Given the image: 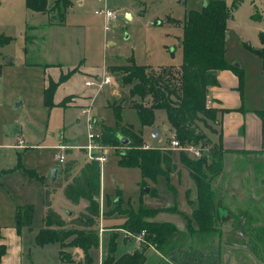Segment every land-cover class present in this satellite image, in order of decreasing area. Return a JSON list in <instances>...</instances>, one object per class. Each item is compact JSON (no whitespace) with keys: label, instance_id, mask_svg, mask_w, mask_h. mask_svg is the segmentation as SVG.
I'll return each instance as SVG.
<instances>
[{"label":"rangeland","instance_id":"374dc122","mask_svg":"<svg viewBox=\"0 0 264 264\" xmlns=\"http://www.w3.org/2000/svg\"><path fill=\"white\" fill-rule=\"evenodd\" d=\"M70 1L72 7L66 13L64 26L50 27L49 19L43 12L29 10L26 0H0V37L11 38L10 43L0 48V229L5 237V241L0 243L6 244L12 255L21 250L19 258L22 264H63L57 244L44 247L35 244V237L43 227L46 189L52 190L49 199L51 207L67 223L80 209L64 199L63 177L59 176L54 181L51 179L57 164L53 160L54 151L49 146L55 143L56 136L63 128L64 137L73 141L70 143L78 145L76 148L85 149L89 143L86 117L82 115V109L77 116V109L45 107L44 76L42 68L37 64L71 67L82 62L85 67L93 68L98 77L105 73L107 67L116 63L121 65H116L114 69L126 67L129 63L146 71L179 67L183 62V20L186 12L199 11L204 3L216 0ZM219 1L225 2L229 8L232 5V0ZM53 2L54 0H46V8ZM104 6L118 16L109 28H106L103 17L97 15ZM254 7L258 8L259 16H262L263 6L258 0L253 3L252 0H244L231 13L225 37V60L243 73L241 94L236 90L238 80L232 77L231 71H228L230 74L221 84V92L224 94L230 91L229 94L237 96L244 111H261L264 116V26L261 21L253 20ZM170 20L178 23L173 24ZM33 26L38 27L37 31L27 30ZM25 33L27 36H34L33 43L25 44ZM9 59L11 63L7 64ZM106 74L111 78L115 77L122 86L121 80L129 72L118 70ZM129 89V86L117 88L115 84H111L92 96L88 111L96 121L93 134L99 135L101 128L116 129L112 105L114 101L123 99L121 125L131 126L134 131H143V139L148 144L144 143L142 149L149 147L170 150L169 141L174 138V133L169 131L165 111H155L153 127L160 133V140H154L152 130L141 127L136 111L130 107ZM95 90L96 88L92 89L93 95ZM113 91H116L115 95ZM135 100L140 102L138 98ZM224 101L225 104L234 103L228 97ZM208 105L216 106L210 100ZM67 120H74V129L65 127ZM209 124L211 128L200 125L202 133L211 145L218 144L220 121L217 125ZM19 141H23L22 148L18 147ZM202 149L206 152L209 150L207 145ZM122 152L126 151L119 145L103 147L95 155L105 156L106 163L102 166L99 163L102 193L100 212L103 215L102 218L100 215L96 224L100 245L97 250L90 252L93 264H100V252L101 264L103 263L110 233L116 237V257L125 253L142 252L147 257L145 264H171L162 255L161 258L156 257L150 245L145 244L144 238L139 239V234L125 231L120 226L127 219V212L154 210L151 214L155 215L146 218L147 222L170 223L185 234L196 230L197 224L194 221L188 222L192 211L188 201L196 199V187L180 162L181 157L195 159L172 150L174 172L171 171L168 178L159 175L154 184L149 183V187L142 188L140 169L118 164ZM85 159L88 161L86 154ZM223 159L227 164L231 162L233 168L240 165V162L245 165L251 162L229 151H225ZM82 160H78V170L84 165ZM152 188L153 192H149ZM24 206L33 208L32 224L28 228L20 227V233L16 236L13 233L17 225L16 209ZM101 226L109 228L110 235L103 237ZM68 228L71 227L67 225L66 229ZM104 238L106 241H103ZM69 241L70 239L65 242ZM62 251L64 255L79 253L80 260H83L80 250L65 248Z\"/></svg>","mask_w":264,"mask_h":264},{"label":"trees","instance_id":"16d2710c","mask_svg":"<svg viewBox=\"0 0 264 264\" xmlns=\"http://www.w3.org/2000/svg\"><path fill=\"white\" fill-rule=\"evenodd\" d=\"M244 0H232L231 7H227L223 1H210L199 11H189L183 20L182 52L183 62L179 67L160 68L155 71H146L129 63L119 69L110 68L111 72H129V75L121 80L123 86H129L130 98H138L140 102L133 100L130 107L136 111L142 128H152L155 121V111L164 110L167 117L169 131L174 133V138L180 146L194 145L209 150L199 160H189L181 157V164L189 174L196 187V199L188 201L192 208L188 222H195L197 229L190 233L179 232L170 223L147 222L146 218L152 217L154 210H140L139 213L127 212V219L120 226L133 234L145 232L144 241L155 251L164 257L172 251L181 248L202 249L215 234L216 199L218 191L213 188L214 178L223 169L222 147L220 142L211 145L201 130V126L210 127L209 123H219L217 115L220 112L208 105L209 90L218 85L217 75L221 71H231L238 80V90L241 94L243 86V73L237 67L230 66L225 60V37L228 30V21L231 13L236 11ZM26 7L31 11L49 12L54 16L57 24H63L68 8L69 0H55L50 8H46V0H26ZM253 20H259L256 14ZM264 22V17H263ZM173 23H177L174 21ZM31 29V28H27ZM10 37H0V48L10 43ZM25 44L32 43V38L25 35ZM26 52V48L24 49ZM75 70L61 75L57 82L49 81L43 91V103L51 109L53 96L57 88L64 83ZM115 112L116 129L101 128L97 141L104 147L123 146L126 152H122L118 164L122 167H137L141 171V187H149L154 184L159 175L166 178L172 171V152L170 150L146 149L143 150L144 141L142 131H134L131 126L121 125V105H112ZM263 117V112H257ZM201 125V126H200ZM220 140V138H219ZM126 142V144H124ZM170 142V141H169ZM205 145V146H204ZM203 146V147H202ZM183 153V152H181ZM245 158L249 152H240ZM264 154V151L256 153ZM252 162V163H251ZM256 182L262 180L264 174V159L259 162L251 161ZM75 166L74 161L65 162L62 167L64 180L67 182L63 195L72 205H78L80 201L86 203V207L79 212L77 217L68 223L55 212L49 202V191L44 193L45 215L43 228L35 237V244L44 247L51 244L59 246V258L64 264H72L75 254L64 255L63 249H77L82 252L79 264H93L90 252L97 250L99 234L96 229L100 212V178L101 166L97 161H87L79 175L69 181L70 173ZM69 181V182H68ZM154 188L149 192H153ZM17 221V234L20 227H30L33 220V208L31 206L18 207L15 213ZM67 225L71 228L66 229ZM115 234H111L108 240V249L102 264H145L146 258L142 252L115 256L117 241ZM68 243L65 241L69 240ZM6 248L0 245V263L5 255ZM193 252V251H192Z\"/></svg>","mask_w":264,"mask_h":264},{"label":"crops","instance_id":"0c3cea01","mask_svg":"<svg viewBox=\"0 0 264 264\" xmlns=\"http://www.w3.org/2000/svg\"><path fill=\"white\" fill-rule=\"evenodd\" d=\"M258 1L263 6L262 16H259V11H258L257 7H254V9H255L254 14H256L257 17L261 18V19H259V21H261L263 26H264V22H263L264 0H258ZM253 2H254V0H252V3ZM51 6H48V8H50ZM71 7H72V3L70 1V7L68 8V10ZM107 9L110 10L108 7H107ZM68 10H67V12H68ZM187 13L188 12H186V14ZM42 14L45 15L49 19L48 25L50 27H54V26L62 27V26H64V23L59 25L55 22V20L53 19L54 15L52 13L43 12ZM98 16L103 17L102 15H98ZM117 18H118V16H117ZM174 21H176V20H173L171 22H174ZM176 22L178 23V21H176ZM33 27H29V28L37 31L38 27L37 26H33ZM25 35H26V33L24 34V38H25ZM29 37L32 38V40L34 41V36H29ZM33 41H32V43H33ZM37 65L42 68V73L44 76L43 91L47 87L49 81L57 82L61 75H65L68 72L75 70V72L64 83H62L57 88V90L55 91L54 96H53V104H54L53 107H60V108L65 109V110L71 109V108L77 109V116H78L80 110L81 109L83 110L84 108L88 107L89 102L92 100V96H95L98 92V91H95V93L93 95L92 89H86L84 87L83 84H84L85 80H87L89 78H97L98 73L95 72L93 70V68L85 67L82 62H79L77 65H74L71 67H64L61 64H50V63L37 64ZM116 65H121V64L116 63L115 65H111L109 68L105 65V67H107V69L104 70L105 71L104 74H106V73L112 74V72L110 71V68L115 67ZM126 65H128V64H126ZM229 74H230V72H228V71L219 72L217 75L218 85L209 90L208 101L210 100L211 103H214L216 105V106L211 105L210 107L211 108L213 107V108L218 109V110H226L225 113L219 114V121H220V132L219 133L220 134L218 136H219L220 140L218 142H220L222 150H224L226 152L229 151V152H231V154H234V155L235 154L237 155V153H240V152H249L251 154H248V155H251V156L246 157L247 158L246 160L255 161V159L257 157L252 158V157H254L252 155L264 151V116L260 117L258 115L257 112H261V111H252V112L244 111L241 108V103L238 100L239 98L237 96H235L234 94H229V93H231L230 91H229V93L226 92V93L222 94L221 84H222L223 80L227 78V75H229ZM231 74H232V77L237 79V77L232 72H231ZM111 84H115V86L117 88L118 87L119 88H127V86H123V85L120 86L119 83L115 80V77L112 78ZM228 88L229 87H227V89ZM231 88H233V87H231ZM236 90L239 92L238 86H237ZM113 94L115 95L116 91H113ZM226 97H228L230 99L232 98L234 100L233 101L234 103L225 104L224 99ZM135 99L136 98H133V99L130 98V102L135 100ZM114 103L121 105L124 103V100L119 99L117 101H114ZM121 107H122V105H121ZM65 112H67V111H65ZM94 122L96 123L95 120H94ZM126 126H128V125H126ZM65 127L69 128L71 130L74 129V127H75L74 120H67ZM149 129L152 130V129H155V127H152ZM64 132H65L64 128L62 131H59L58 135L55 138V143H53L49 147H51V150L54 151L53 155L57 152V150H56L57 146L61 145V146L67 147V150H65V152H64L66 163L69 161L75 162V166H74L73 170L71 171L70 177H69V181H71L73 178H75L79 175V173L81 172V170L83 169L85 164H87V160L85 159L84 149H78V148H76L78 145H74V143H70L73 141L67 140L64 137ZM142 133H143V131H142ZM17 138H16V141H17ZM142 139H143V134H142ZM20 140H22V139H20ZM154 140H160V133H159V138L154 139ZM16 141H15V143H16ZM143 141H144V139H143ZM144 143H146V142L144 141ZM146 144H148V143H146ZM52 147H54V148H52ZM240 156L243 157V155H239V157ZM80 159H83L81 162H84V165L78 170L77 169V166L79 164L78 160H80ZM53 160H54V157H53ZM231 164H232L231 162H230V164H227V161L225 159H223V168L224 167L226 168L228 165H231ZM239 164H242V163L240 162ZM54 169L58 170L56 177H55V180L59 176L63 177V181H64L63 190H64L67 182L64 180L62 167H59V165H57V167H55ZM76 172H77V174L75 175ZM172 172H174V170ZM234 187H236V186L234 185ZM46 190H48L50 192L49 193V199H50V196L52 194V190H50V189H46ZM101 194L102 193H101V178H100V201H101ZM74 206L80 208L79 211H77V215H78L79 212H81L86 207V203L84 201H80V203L78 205H74ZM45 209L46 208L44 206V215H45ZM55 212H57V211H55ZM77 215L74 216L72 219L77 217ZM102 215L103 214H101V218H102ZM71 216H72V214H70L69 217H71ZM62 219L65 220L64 217H62ZM100 225H101V220H100ZM101 228H102L101 235L103 234V237H106L107 235L112 234V233L109 234V232H110L109 228H105L102 226H101ZM111 228H113V227H111ZM13 233L16 234V236L18 235L16 229L13 231ZM2 240L5 241V237H4L3 230L0 229V241H2ZM103 241H106L105 238ZM0 245H4L6 248L5 255L2 257L0 264H22V262L19 258V255H20V257L22 255L21 250L20 251L17 250L16 254L12 255L9 248L6 246V244L0 243ZM154 252H155V256L157 255L156 257H160V254L157 251L154 250ZM100 253H99L98 263L101 264L102 255ZM74 254H75L76 258L73 259L72 264H79V262L81 261L79 256H81V255L79 253L78 254L74 253ZM145 257H146V255H145ZM146 261H147V257H146Z\"/></svg>","mask_w":264,"mask_h":264},{"label":"flooded vegetation","instance_id":"af4514ba","mask_svg":"<svg viewBox=\"0 0 264 264\" xmlns=\"http://www.w3.org/2000/svg\"><path fill=\"white\" fill-rule=\"evenodd\" d=\"M252 156L257 157L256 162L264 159V154ZM213 188L219 195L214 227L217 237L202 249L172 251L167 261L171 264H264V174L258 183L249 163L236 168L231 164L214 178Z\"/></svg>","mask_w":264,"mask_h":264},{"label":"built area","instance_id":"2783aa9c","mask_svg":"<svg viewBox=\"0 0 264 264\" xmlns=\"http://www.w3.org/2000/svg\"><path fill=\"white\" fill-rule=\"evenodd\" d=\"M97 14L103 16L104 21L106 23V28H109L113 24V22L115 21V19L117 17V13L108 10L106 6H104L103 9L100 10V12H98ZM111 83H112L111 76L108 74H103L100 77L89 78V79L85 80L83 85L86 89L96 88L95 91H99L101 88L109 86ZM88 109H89V106L86 107V109L82 110V115L86 117V128H87V132H88V142H89L88 146L84 149V151H85V154H86L88 161H97L102 166L103 164L106 163V157L105 156L95 157V155L97 154V151L103 150L104 146L101 145L97 141L99 135L96 136L93 134L95 122L90 117ZM169 144H170V150L171 151L174 150V151L183 152L186 155L194 158L195 160L201 159L204 155V151L200 147H197L194 145L180 146L178 141L175 139H172L169 142ZM22 145H23V141H19L18 147L21 148ZM145 149H149V147H145ZM56 150H57V152L53 155L54 160L56 161L57 165H59V167H63V165L66 162L64 152H65V150H67V147L60 145V146L56 147ZM144 235H145V232L144 231L141 232L139 234V239L142 240Z\"/></svg>","mask_w":264,"mask_h":264},{"label":"water","instance_id":"95a60500","mask_svg":"<svg viewBox=\"0 0 264 264\" xmlns=\"http://www.w3.org/2000/svg\"><path fill=\"white\" fill-rule=\"evenodd\" d=\"M205 6H206V3L203 4V7H205ZM127 17H129V16H127ZM6 63H7V64H10V63H11V60H10V59L7 60ZM152 137H153L154 139H158V138H159V132H158L156 129H152ZM124 144H126V142H124ZM57 172H58L57 169H54V170L52 171V174H51V175H52V176H51L52 181L55 180V177H56Z\"/></svg>","mask_w":264,"mask_h":264}]
</instances>
